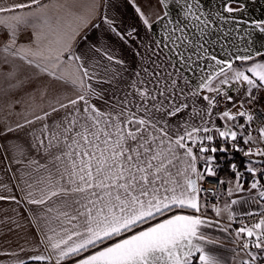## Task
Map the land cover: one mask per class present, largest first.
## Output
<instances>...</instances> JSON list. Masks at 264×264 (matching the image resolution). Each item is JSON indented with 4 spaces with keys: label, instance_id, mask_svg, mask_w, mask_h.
I'll return each mask as SVG.
<instances>
[{
    "label": "snow or ice",
    "instance_id": "obj_1",
    "mask_svg": "<svg viewBox=\"0 0 264 264\" xmlns=\"http://www.w3.org/2000/svg\"><path fill=\"white\" fill-rule=\"evenodd\" d=\"M129 3L148 33L154 25L157 28L148 43H141L143 52L134 53L139 68L122 86L126 66L106 44H91L90 55L72 51L80 28L97 14V0L68 6L71 23L61 16L53 21L50 5L41 0H0V26L7 30V42L0 48V98L7 100V115L22 103L11 99L24 85L17 77V58L73 90L69 95L45 89L39 104L32 97L33 104L16 113L14 124L7 123L6 116L0 127V137L30 129L31 147L46 161L27 160L25 167L43 174L24 182L20 200L0 195V200H22L39 209L33 216L39 235L36 254L16 264H227L209 249L218 240L204 231L207 228L234 234L238 246L231 250L232 264H264V167L254 166L264 160L246 165L252 177L247 190L245 173L230 164L235 181L226 197L231 199L222 207L211 205L216 219L205 214L208 205L200 195L205 191L202 182L217 175L214 154L228 151L210 146L217 136L232 142L245 157H264V147L249 146L264 145V125L254 130L257 141L246 128L254 120V110L245 108L257 102L256 92L264 91V43L255 47L257 34L264 36V19L238 15L247 14L246 4L239 0ZM101 22L121 41L138 38L135 28L121 32L107 14ZM27 25L40 29L34 47L17 43L18 30ZM47 36L54 38L42 47ZM66 52L72 61L67 66ZM105 84L111 86L110 95L100 87ZM221 103L225 108L214 111ZM216 118L224 122L222 128L216 126ZM238 118H245L246 124L235 123ZM238 138L249 147L238 148ZM0 147L5 153L13 150L20 157L16 163H25L24 145ZM213 196L219 199L220 193L214 191ZM249 202L258 209L233 210ZM224 215L227 224L221 221ZM238 216L259 219L252 224L241 220V226L232 229Z\"/></svg>",
    "mask_w": 264,
    "mask_h": 264
},
{
    "label": "crops",
    "instance_id": "obj_2",
    "mask_svg": "<svg viewBox=\"0 0 264 264\" xmlns=\"http://www.w3.org/2000/svg\"><path fill=\"white\" fill-rule=\"evenodd\" d=\"M13 2H20V0H7V3L11 4ZM44 4H49L48 15L52 17L53 21L57 16L63 17L65 22L71 23L72 18L67 16V7L73 4L84 5L89 2V0H41ZM154 3L155 0H152ZM211 2V0H209ZM240 3H244L247 6V14L239 13L238 15L244 16V18H255L264 19V0H239ZM141 6H145L146 0H137ZM63 4L66 7L64 9H58L56 5ZM97 14L91 19L87 26H82L79 30V34L76 35L75 39L72 41V51L76 54H89V47L93 43H104L112 51V53L119 59L124 61L126 66V71L122 72L124 80L121 82L122 86L127 81L134 79V73L138 70L140 65L139 57L135 56L136 51L143 52L141 43H148L153 38V33L156 32L157 26L154 25L153 33H148L143 26L140 18L134 11V8L129 3V0H97ZM78 11H85V9L78 7ZM27 10H20L21 13ZM107 14L108 16L115 19L117 27L121 32L129 31L133 28L137 30L138 38L135 40H129L128 42L121 41L114 33L108 31L106 25L101 22V16ZM94 24H98L99 27H93ZM40 31L39 28H34L32 25L21 26L20 30L17 32V43L18 45L24 46H35L33 40L35 39V33ZM6 33L7 30L0 26V48L6 43ZM52 36H47L41 40V46H46L48 40L53 39ZM264 43V36L257 34L255 47L259 48L260 45ZM68 54L65 53L63 60L65 66L71 65L72 61L67 58ZM2 59V55H0ZM11 59V58H10ZM15 64L18 66L17 77L18 79L24 81V85L21 89L16 90L15 94L12 95V100H20L21 104L15 105L11 111L12 115L8 116L9 109L7 108L6 98H0V127H2L3 122H5V117L7 116V123L14 124L17 119L16 113L20 112L23 108L30 104H33L32 97H35V104L40 103V93L45 89L51 92H60L71 95L73 90L70 84H65L64 81L53 79L46 73H40L38 69L34 66H29L18 58L15 60ZM11 70V66L5 68V73ZM73 69L68 67L67 71L71 72ZM3 83V78L0 77V84ZM94 86H96L94 84ZM100 87L107 90L106 95L111 94L110 85H101ZM235 87V86H233ZM264 92V91H260ZM258 92L259 94H262ZM230 95L235 96L234 92H229ZM256 94V93H255ZM248 105V104H245ZM100 106V105H98ZM227 107L231 108V104ZM225 108L224 103H221L219 108L214 111H222ZM38 113V109L34 108ZM233 112L237 109L233 108ZM174 123L178 122L176 120ZM232 123V122H230ZM237 124H246L245 118H238L235 122ZM215 124L218 127H223L224 122L215 119ZM37 124L35 127H38ZM247 126V125H246ZM30 129L25 128L19 132L9 133L6 137H0V145L12 143H20L24 145L26 149V156L23 158L25 163L18 164L15 162L19 159L16 153L9 149L8 153H5L4 148L0 147V195L9 196L15 195L17 200H20L23 193L20 189L25 188V181L31 182L33 178L38 179L42 175V171L38 173L35 168L25 167L28 159H36L40 163H46L43 155L36 149L31 147V137L28 135ZM240 131V129H235ZM215 135V133H213ZM220 138L217 136L214 141H218ZM239 139V138H238ZM242 140V139H239ZM221 148V147H219ZM194 151H196L194 149ZM205 155H212V153H206ZM216 157V153L214 154ZM248 160L261 159L258 157H247ZM262 160V159H261ZM249 162V161H248ZM248 162L244 163L242 168H246ZM257 168L264 167V164L254 165ZM197 167L202 169L203 161H199ZM233 173V172H232ZM224 183L221 186L219 199L217 197L203 196L201 197L202 204H207L206 215L211 219H216L215 213L213 212L211 205L213 200H217L219 206H223L226 199H231L226 197V190L235 181V175L221 176ZM250 182L244 181V188L247 190L249 188ZM11 190V191H9ZM240 195H247V193H242ZM232 198H237L233 196ZM31 209V211H29ZM258 205L255 203H241L234 206L233 210L238 213L247 212L249 210H257ZM203 211V209H202ZM39 214V209L35 205H28L24 201L16 203L10 200H0V264H16L19 260L28 261V257L36 254L33 249L37 246V241L39 239L38 231L35 222L33 221V216ZM222 223L227 224V217L224 215L221 218ZM43 226L41 222V227ZM238 227L232 225V229ZM204 231L218 240L216 245H210L209 249L214 251L217 255L224 258L227 264H232L231 258L234 253L231 251L233 248L238 246L237 243H233L235 236L229 235L219 231L216 228H207ZM23 249V250H21ZM40 250L43 251V247L40 246ZM14 254V255H13ZM239 259V257L237 258ZM28 264H35V262L29 261ZM66 264H72V261H67Z\"/></svg>",
    "mask_w": 264,
    "mask_h": 264
},
{
    "label": "built area",
    "instance_id": "obj_3",
    "mask_svg": "<svg viewBox=\"0 0 264 264\" xmlns=\"http://www.w3.org/2000/svg\"><path fill=\"white\" fill-rule=\"evenodd\" d=\"M247 109H253L254 110L253 111L254 120L251 122L250 127L247 125L246 128H247L248 131L252 132V135L254 137H256L257 141H258L259 140L258 133L256 131H254V130L258 129L260 126L264 125V109H261V108H258V107L247 108ZM231 144H232V142H225L222 138H220L217 142L213 141L212 145H210V146H215L218 149H219V147H230L231 149H233ZM249 146H251L253 148L264 147V145H261L259 142H257L256 144H253V145H249ZM249 146L244 145L243 144V140H239L238 139V143H237V147L238 148L246 149ZM195 150L197 151V149H195ZM235 151H237V150H235ZM216 163L218 164L217 159H216ZM238 170H240V169H238ZM240 171L245 173L244 174V178H243L244 181H249L251 183V181H252L251 175L248 174L245 171V169H241ZM257 178H260L259 177V173H258ZM220 180H222V179H221V177L219 175H216L215 177H207L202 182V187H203V189H205V191L201 192V194H200L201 197H203V196L215 197V196H213V192L214 191L220 193L221 186H222V184H219ZM262 183H264V179H262ZM212 204H217V200H213ZM258 219H259L258 216H253V217L238 216L237 220L235 222H233L232 225H234V226L239 228L241 226V223H240L241 220L244 223L252 224V223L256 222V220H258Z\"/></svg>",
    "mask_w": 264,
    "mask_h": 264
},
{
    "label": "trees",
    "instance_id": "obj_4",
    "mask_svg": "<svg viewBox=\"0 0 264 264\" xmlns=\"http://www.w3.org/2000/svg\"><path fill=\"white\" fill-rule=\"evenodd\" d=\"M228 149L227 152H218L216 153V159L221 160L222 163L220 167L217 169V175L221 176H230L233 175L231 170L229 169L230 164L235 163L237 167L242 168L245 162H248V158L245 157L241 152L235 151L230 147H225Z\"/></svg>",
    "mask_w": 264,
    "mask_h": 264
},
{
    "label": "rangeland",
    "instance_id": "obj_5",
    "mask_svg": "<svg viewBox=\"0 0 264 264\" xmlns=\"http://www.w3.org/2000/svg\"><path fill=\"white\" fill-rule=\"evenodd\" d=\"M262 94H259L258 92H256V95L258 97V100L257 102H255L253 105H245V108H253V107H258V108H261V109H264V92H260ZM219 152V151H218ZM256 157V156H254ZM258 158H261L262 160H264V157H258ZM222 160V159H221ZM221 160H218V165L220 167V164L222 163ZM229 169L231 170L230 166H229ZM245 169V168H243ZM259 169V168H258ZM218 171V170H217ZM232 172V170H231ZM220 176V175H219Z\"/></svg>",
    "mask_w": 264,
    "mask_h": 264
},
{
    "label": "water",
    "instance_id": "obj_6",
    "mask_svg": "<svg viewBox=\"0 0 264 264\" xmlns=\"http://www.w3.org/2000/svg\"><path fill=\"white\" fill-rule=\"evenodd\" d=\"M253 161H256V160H261V159H252Z\"/></svg>",
    "mask_w": 264,
    "mask_h": 264
}]
</instances>
